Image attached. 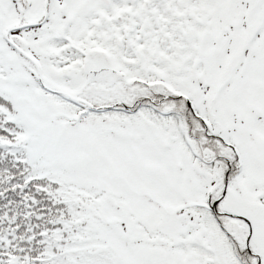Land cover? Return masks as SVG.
Segmentation results:
<instances>
[{
	"label": "snow or ice",
	"instance_id": "1",
	"mask_svg": "<svg viewBox=\"0 0 264 264\" xmlns=\"http://www.w3.org/2000/svg\"><path fill=\"white\" fill-rule=\"evenodd\" d=\"M0 264H264V0H0Z\"/></svg>",
	"mask_w": 264,
	"mask_h": 264
}]
</instances>
